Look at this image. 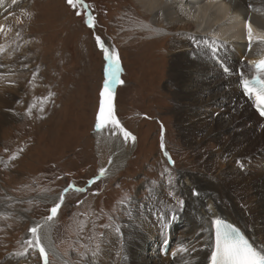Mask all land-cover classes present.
<instances>
[{
    "label": "rangeland",
    "instance_id": "1",
    "mask_svg": "<svg viewBox=\"0 0 264 264\" xmlns=\"http://www.w3.org/2000/svg\"><path fill=\"white\" fill-rule=\"evenodd\" d=\"M82 2L88 10L80 4L74 9L67 0H23V9L7 3L11 11L0 24L1 32L22 22L20 31L31 43V62L22 69L30 74L25 87L0 88V95L15 94L16 111L0 127V264H21L27 255L32 264H42L39 252L25 240L29 229L50 214L53 197L66 188L64 204L48 229L50 264H113L127 243L118 244L116 254L107 252L109 257L101 253L110 246H104L107 237L123 226L129 208L158 200L176 205L167 186L164 191V169L175 185L180 173L202 172L176 122L175 92L168 83L172 36L138 34L144 25L152 26L149 13L135 0ZM88 11L95 17L94 29L85 23ZM96 36L119 52L124 83L113 89L115 113L136 137L134 144H121L129 155L114 171L107 169L116 135L95 130L106 67ZM162 134L174 166L161 150ZM101 168L107 170L103 177ZM69 185L86 191L76 192ZM24 251L27 255H15Z\"/></svg>",
    "mask_w": 264,
    "mask_h": 264
},
{
    "label": "bare ground",
    "instance_id": "2",
    "mask_svg": "<svg viewBox=\"0 0 264 264\" xmlns=\"http://www.w3.org/2000/svg\"><path fill=\"white\" fill-rule=\"evenodd\" d=\"M135 1L149 13L152 31L172 36L168 83L175 92L176 122L184 142L194 148L202 172L180 173L176 194L185 200V208L175 223L165 228L149 211L161 200L148 203L144 209L129 208L121 231L107 237L104 246H110L101 254L107 257V252L115 253L123 242L128 245L113 264H210L214 233L209 221L216 216L239 227L254 247L264 250V122L260 123L251 102L241 96L237 75L224 77L215 62L230 60L239 65L244 58V76L255 74L251 66L264 58V33L252 27L249 49L244 32L246 19L264 31V0ZM7 3L25 8L23 0H0V24L9 13ZM22 26L18 22L12 31L9 25V31L0 32L1 90L25 87L24 80L30 75L22 70L31 60V43H26L28 35L22 34ZM213 45L218 50L216 57L210 53ZM14 99L15 94L9 92L0 95V127L16 117ZM115 141L108 171L118 170L129 155L121 146L125 144L122 137L116 135ZM237 160L244 162L243 170ZM165 186L167 183L164 191ZM193 188L200 192L199 197L191 195ZM57 200L53 197V204ZM209 204L215 215L208 212ZM52 221L40 222L46 250L50 248L48 229ZM165 240L170 244L167 257L162 255ZM181 245L188 251L177 252ZM172 252H177L173 261L169 259ZM25 258L21 264H32L31 256Z\"/></svg>",
    "mask_w": 264,
    "mask_h": 264
},
{
    "label": "snow or ice",
    "instance_id": "3",
    "mask_svg": "<svg viewBox=\"0 0 264 264\" xmlns=\"http://www.w3.org/2000/svg\"><path fill=\"white\" fill-rule=\"evenodd\" d=\"M67 3L74 9L78 4H80L84 10H88V5L83 4L82 0H67ZM80 14L81 12L77 11V15ZM85 23L89 28H95V17L91 15L90 11H88ZM144 27L148 28L149 26L144 25ZM245 27L247 29L248 48L251 49L253 43L251 23H246ZM96 43L103 53V59L106 62V67L105 80L103 88L100 92L99 108L96 115L95 130L97 132L108 130L113 136H121L125 143L131 141L134 144L136 141V137L131 132L127 131L123 127L121 122L117 119L114 107L113 89L117 84L124 83L123 80L120 79L122 68L119 52L114 47L106 45L100 36H96ZM210 53L214 57L218 56V50L215 45L210 47ZM253 63L255 66V71L258 74L257 79L250 81L249 79L244 78L245 74L241 72L239 74L241 77L240 84L242 86L243 94L253 101L257 112L261 116H264V59ZM224 71L227 72L228 69L225 68ZM255 84H259L260 87L254 88L253 85ZM161 150L163 151L164 156L167 158L168 163L174 166L175 162L172 160L169 153L165 150L163 134L161 136ZM15 158V156L12 157V159ZM236 163L241 168V170L244 169V162L237 160ZM105 172L106 169L101 168L99 176L103 177L105 175ZM164 172L168 173V195L176 201V205L173 206L161 200L159 201V206L154 205L149 209V211H152L156 216L158 222H160L165 228H167L180 218V214L184 211L185 208V200L182 198V196L176 194V185L174 183L175 178L171 175L169 169L165 168ZM161 175L163 176V173ZM95 182L96 180L93 179L89 182V184ZM152 183L155 184V182ZM69 188H72L76 192L86 191L85 188H76L73 185H69ZM68 190L69 189L66 188L64 192L61 193V195L58 197L57 202L53 204L50 209V214L46 218V222L52 221L58 216L59 210L64 204V198ZM152 191L153 190L149 188V192L152 193ZM191 195L194 197H199L200 192L197 189L193 188L191 191ZM125 200L128 203L131 202L130 198L126 197ZM79 203L82 204L83 201ZM122 203H125V201H122ZM144 207L145 206L143 204L140 205L141 209H144ZM207 210L208 212L215 215L213 206L211 204L207 205ZM129 216H131L130 212ZM209 222L214 233V245L213 250L210 254V264H264V250H259L254 247L239 227L234 226L232 223L227 222L224 218L219 216L210 218ZM42 227L43 225H41L40 223H37L33 227H31L29 229L30 238L25 240V244L28 248H35L39 252L40 257L43 260V264H50L48 259V252L42 243V236L40 233V229ZM104 227L107 228L110 226L105 225ZM114 230L118 233L121 231L119 226H117ZM164 243L166 244L167 241L165 240ZM99 248L100 246L97 245L96 248L92 250L91 255L93 257L97 256ZM186 251H188V249L183 245H181L177 250V252L180 253ZM177 252L171 253L173 258H175V256L177 255ZM165 254H168L167 249H165ZM15 255L25 256L27 255V252H19Z\"/></svg>",
    "mask_w": 264,
    "mask_h": 264
},
{
    "label": "flooded vegetation",
    "instance_id": "4",
    "mask_svg": "<svg viewBox=\"0 0 264 264\" xmlns=\"http://www.w3.org/2000/svg\"><path fill=\"white\" fill-rule=\"evenodd\" d=\"M83 1H86V0H83Z\"/></svg>",
    "mask_w": 264,
    "mask_h": 264
},
{
    "label": "water",
    "instance_id": "5",
    "mask_svg": "<svg viewBox=\"0 0 264 264\" xmlns=\"http://www.w3.org/2000/svg\"><path fill=\"white\" fill-rule=\"evenodd\" d=\"M84 4V3H83Z\"/></svg>",
    "mask_w": 264,
    "mask_h": 264
}]
</instances>
